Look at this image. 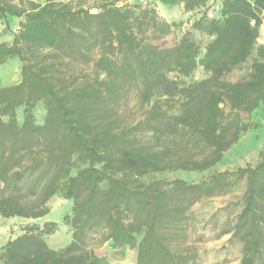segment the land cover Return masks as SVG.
I'll return each instance as SVG.
<instances>
[{"label": "trees", "instance_id": "trees-1", "mask_svg": "<svg viewBox=\"0 0 264 264\" xmlns=\"http://www.w3.org/2000/svg\"><path fill=\"white\" fill-rule=\"evenodd\" d=\"M13 1L0 0V19L20 18L11 41L0 40V63L21 62L20 80L0 86V216L41 217L58 194L73 200L64 215L72 234L55 250L44 239L55 221L26 225L1 248L0 264H110L85 247L86 238L136 247L135 264H190L194 255L171 243L187 228V208L240 178V209L223 234L239 241L237 264H264V209L256 204L264 193V147L254 165L197 183L140 179L210 169L248 128L243 115L264 103V58L252 59L246 79L229 81L224 73L251 56L264 0H221L219 15L203 10L192 21L208 36L204 45L183 37L169 47L153 39L177 23L150 3ZM207 1L178 0L185 12ZM69 62L90 64L92 72H66ZM199 66L209 74L190 78ZM131 96L148 107L126 122ZM37 103L46 110L42 123L34 118Z\"/></svg>", "mask_w": 264, "mask_h": 264}, {"label": "rangeland", "instance_id": "rangeland-1", "mask_svg": "<svg viewBox=\"0 0 264 264\" xmlns=\"http://www.w3.org/2000/svg\"><path fill=\"white\" fill-rule=\"evenodd\" d=\"M28 1L43 3L45 0H24L22 7H27ZM150 3L157 11L158 15L169 21L177 23L169 33L163 37L154 38L153 42L160 47H169L178 43L183 37L199 42L201 45L208 40V36L192 28L193 19L203 10L208 16L219 15L221 0H208L205 7H200L193 11H183L182 4L178 0H119L117 3ZM12 3L20 4L18 0ZM94 0H86L85 7H91ZM20 18L7 15L5 19H0V40L10 42L13 33L18 30ZM8 24V27H6ZM203 49V48H202ZM264 58V18L259 26V34L256 39L251 56L242 64L237 65L224 73V78L229 81H237L249 77L250 64L253 58ZM21 62L17 58H11L0 63V86L16 83L20 80ZM63 70H77L81 73L92 72L90 64L69 62L63 65ZM209 71L197 67L191 74L192 79L206 77ZM176 76L170 72L169 77ZM126 112L122 115L124 121L133 122L142 116L147 109V104L136 102L134 97H130ZM125 109V108H124ZM122 109V110H124ZM36 122L42 123L46 110L42 103H37L33 109ZM19 119L22 116V107L18 110ZM243 122L248 128L240 134L238 141L232 144L222 155V158L213 167L204 171L174 169L164 170L154 173H147L140 176L145 181L151 177L174 179L180 178L189 183H197L216 171L234 170L237 167H244L248 164L254 165L259 159V153L264 147V103L258 106L249 114L243 115ZM245 179L240 178L235 184L226 186L220 191L211 195L199 196L195 202L191 203L185 214L187 228L182 236L171 241L174 247L181 252L192 253L193 262L190 264H237L239 257V241L230 239V234H223V229L230 226L240 209V197L244 191ZM73 200L66 199L55 194L49 198L46 205L49 211L46 215L38 218H28L13 216L4 218L0 216V253L1 248L11 238L21 234L26 225L55 221L57 227L54 232L44 235L46 244L55 250L65 248L72 234V227L65 223L64 215L71 210ZM259 208L264 209V193H260L256 199ZM85 247L105 259L110 264H135L137 259V248L128 246H116L111 241L100 243L96 240L84 241Z\"/></svg>", "mask_w": 264, "mask_h": 264}, {"label": "crops", "instance_id": "crops-1", "mask_svg": "<svg viewBox=\"0 0 264 264\" xmlns=\"http://www.w3.org/2000/svg\"><path fill=\"white\" fill-rule=\"evenodd\" d=\"M46 215V214H45ZM44 216V215H43Z\"/></svg>", "mask_w": 264, "mask_h": 264}]
</instances>
